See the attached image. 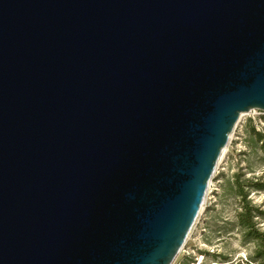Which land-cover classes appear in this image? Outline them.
<instances>
[{"label": "water", "instance_id": "water-1", "mask_svg": "<svg viewBox=\"0 0 264 264\" xmlns=\"http://www.w3.org/2000/svg\"><path fill=\"white\" fill-rule=\"evenodd\" d=\"M251 111L264 0H0V264H172Z\"/></svg>", "mask_w": 264, "mask_h": 264}, {"label": "rangeland", "instance_id": "rangeland-1", "mask_svg": "<svg viewBox=\"0 0 264 264\" xmlns=\"http://www.w3.org/2000/svg\"><path fill=\"white\" fill-rule=\"evenodd\" d=\"M253 130L264 135V112L238 119L209 181L203 210L172 264L264 263V141ZM239 192L251 210V231L239 223ZM186 250L192 252L185 255Z\"/></svg>", "mask_w": 264, "mask_h": 264}, {"label": "trees", "instance_id": "trees-1", "mask_svg": "<svg viewBox=\"0 0 264 264\" xmlns=\"http://www.w3.org/2000/svg\"><path fill=\"white\" fill-rule=\"evenodd\" d=\"M253 135L256 137V139L259 142H263L264 141V135L261 134L260 132H257L255 130H253ZM238 196L240 197L241 200V206H242V213L239 214V223L240 226L243 227L244 229H246L247 231H251V229L253 228V225L251 223V210L245 206V194H242V192H239ZM261 258V256L259 257V259ZM249 264H253L256 263V261H250L248 262ZM260 264H264V263H260Z\"/></svg>", "mask_w": 264, "mask_h": 264}, {"label": "bare ground", "instance_id": "bare-ground-1", "mask_svg": "<svg viewBox=\"0 0 264 264\" xmlns=\"http://www.w3.org/2000/svg\"><path fill=\"white\" fill-rule=\"evenodd\" d=\"M246 114V113H245ZM244 114H241L240 116H239V118L238 119H240V118H242V116H243ZM229 139H230V137H229ZM226 148V147H225ZM225 148L222 150V152H221V154H220V156H219V159H218V161H217V164H218V162L220 161V159L222 158V155L224 154V151H225ZM216 164V165H217ZM208 184H209V182H208ZM208 187V186H207ZM207 191V190H206ZM204 200H205V197H204ZM204 200H203V204H204ZM203 204H202V206H203ZM200 207V209H199V211H198V214L203 210L202 208L203 207ZM198 214H197V216H198Z\"/></svg>", "mask_w": 264, "mask_h": 264}, {"label": "built area", "instance_id": "built-area-1", "mask_svg": "<svg viewBox=\"0 0 264 264\" xmlns=\"http://www.w3.org/2000/svg\"><path fill=\"white\" fill-rule=\"evenodd\" d=\"M184 243H185V242H184ZM183 247H184V244H183V246L181 247V250L184 249ZM190 252H192V250H188V251L186 250L185 255H189Z\"/></svg>", "mask_w": 264, "mask_h": 264}]
</instances>
